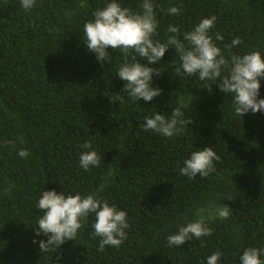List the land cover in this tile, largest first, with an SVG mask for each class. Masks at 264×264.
<instances>
[{"label": "trees", "instance_id": "16d2710c", "mask_svg": "<svg viewBox=\"0 0 264 264\" xmlns=\"http://www.w3.org/2000/svg\"><path fill=\"white\" fill-rule=\"evenodd\" d=\"M84 2L87 7L79 6L81 0H36L25 12L20 0H0V264H206L214 251L222 253L220 264H241L245 248H264V112L238 116L231 94L219 91V80L177 73L174 47L149 65L160 69L152 86L161 94L133 102L117 75L125 62L121 50L109 48L111 61L101 63L84 41V23L108 0ZM119 2L140 11L143 0ZM153 3L159 21L154 40L165 42L168 25L175 24L183 41V32L215 15L209 34L226 58L225 45L237 36L243 43L233 54L258 49L264 56V0ZM173 5L181 7L180 15H168ZM217 32L222 41L215 40ZM259 97L264 98V78ZM175 107L191 118L179 135L143 130L145 117H170ZM85 142L102 157L88 171L79 167ZM206 146L220 156L216 171L194 179L180 175L183 161ZM21 148L31 155L20 157ZM9 185L11 193L5 194ZM53 189L96 192L125 210L127 239L119 249L106 245L99 251L90 214L76 240L41 253L39 242L47 236L36 235L43 215L36 205L43 191ZM220 204L231 208L227 220L215 214ZM200 209L212 234L169 247L166 237L196 220Z\"/></svg>", "mask_w": 264, "mask_h": 264}, {"label": "clouds", "instance_id": "9594fccd", "mask_svg": "<svg viewBox=\"0 0 264 264\" xmlns=\"http://www.w3.org/2000/svg\"><path fill=\"white\" fill-rule=\"evenodd\" d=\"M35 6L36 0H20V7L25 12L31 11ZM79 6L87 7V4L81 0ZM139 7L140 11H133L129 7H123L119 0H108L104 7L97 8L92 13L94 19L86 21L83 25L86 47L96 54V59L101 63L111 61L109 48L121 50L125 62L119 66L117 75L125 81L124 87L133 102L141 98L150 102L161 94V89L152 86L153 77L160 75V69L149 65L158 63L165 51L174 47L180 59L177 73L196 76L200 81L219 80V91L231 94L234 112L238 116L242 117L249 111L264 112V98L259 97L260 78H264V56L260 50L233 54L231 49L243 43L237 36L230 44L225 45V48L229 49V56L226 58L222 49L214 42L213 36L209 34L216 26L215 15L200 19L190 31L183 32V41L179 38L180 28L169 24V35L162 43L154 40L159 21L153 0H143ZM167 13L170 16H178L181 14V7L170 6ZM223 39V35L215 33V40ZM137 55L146 60V63L138 61ZM211 85L205 87L210 91ZM119 99L121 103L124 102L123 97ZM190 123L191 118H185L181 108L175 107L170 117L158 112L151 117H145L142 127L144 131L151 130L165 137H173L179 135L184 126ZM4 143L14 146L15 142L6 140ZM81 147L88 150L80 154L79 167L85 171L91 167H99L102 157L95 150H91V143L85 142ZM18 155L27 158L31 153L21 148ZM219 160L220 156L211 147H203L193 151L183 161L179 174L189 179H194L197 175L208 177L216 171L214 162ZM106 184L107 181L102 183L97 191H102ZM11 190L12 186L9 185L4 192L10 194ZM36 206L43 212L37 221L36 235L43 233L47 236L46 241L39 242L41 253L55 250L67 240H76L78 231L88 223L90 214L95 216L92 235L100 238L99 251H104L106 245L119 249L127 239L126 229L130 227L127 212L98 198L96 192L82 196L80 193L73 195L57 193L54 189L45 190ZM205 211L198 210L196 220L178 226L176 233L168 235V246H180L193 236L197 239L210 236L213 229L206 223L203 215ZM215 214L219 219L227 220L231 216V208L220 204ZM221 256L220 251H214L207 257L206 264H220ZM261 256H264V248L248 247L243 250L239 259L241 264H264Z\"/></svg>", "mask_w": 264, "mask_h": 264}]
</instances>
